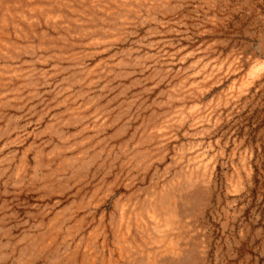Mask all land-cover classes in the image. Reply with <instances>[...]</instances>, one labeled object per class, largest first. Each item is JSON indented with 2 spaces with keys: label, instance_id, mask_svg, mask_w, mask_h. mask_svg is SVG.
<instances>
[{
  "label": "rangeland",
  "instance_id": "1",
  "mask_svg": "<svg viewBox=\"0 0 264 264\" xmlns=\"http://www.w3.org/2000/svg\"><path fill=\"white\" fill-rule=\"evenodd\" d=\"M0 264H264V0H0Z\"/></svg>",
  "mask_w": 264,
  "mask_h": 264
}]
</instances>
